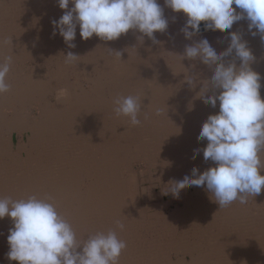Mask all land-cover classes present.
Segmentation results:
<instances>
[{
	"label": "bare ground",
	"instance_id": "obj_1",
	"mask_svg": "<svg viewBox=\"0 0 264 264\" xmlns=\"http://www.w3.org/2000/svg\"><path fill=\"white\" fill-rule=\"evenodd\" d=\"M158 3L164 7V0ZM51 4L53 0H0V31L15 32L0 38V63L12 57L6 77L10 89L0 93V198L50 197L78 241L115 230L122 240H143L142 254L159 255L157 264H183L166 259L172 250L190 256L184 264H264V226L255 222L264 212L257 217L250 211L264 209V189L246 204L235 201L221 209L206 186L186 188L179 199L163 194L171 181L191 175L193 167L200 172L215 167L203 158L207 141L197 139L208 116L219 113L218 103L212 108L199 97L211 69L198 60L181 61L186 44L172 32H156L155 44L146 36L141 42L134 30L115 41L93 35L69 48L58 30L53 36V24L45 18ZM169 10L164 7V15L172 20ZM77 29L74 41L83 40ZM215 41L211 45L219 54L228 47V34ZM68 52L80 57L67 64ZM162 53L172 68L166 70L169 62L159 61ZM36 57L43 66L24 70L25 62ZM192 61L197 67L190 66ZM49 63L53 69L46 74L41 69ZM251 67L264 75V59ZM187 75L196 77L195 88ZM80 78L90 83L89 90ZM118 95L140 97V125L116 116L113 99ZM32 109L39 118L30 115ZM16 135L21 139L16 141ZM197 148L201 152L193 159ZM133 161L148 170L140 176L153 189L149 205L137 184L139 174L131 170ZM170 206L168 214L161 211ZM153 211L162 213L151 218ZM11 227L9 217L0 219V264H18L6 256ZM246 237L253 243L245 245ZM124 252H131L130 244ZM132 256H120L118 264H130Z\"/></svg>",
	"mask_w": 264,
	"mask_h": 264
},
{
	"label": "clouds",
	"instance_id": "obj_2",
	"mask_svg": "<svg viewBox=\"0 0 264 264\" xmlns=\"http://www.w3.org/2000/svg\"><path fill=\"white\" fill-rule=\"evenodd\" d=\"M73 7L69 8V4ZM60 9L67 10L53 20V36L63 37L69 48H75L77 25L80 36L88 40L93 35L104 41H115L129 30L138 31L141 42L146 36L159 43L155 33L167 32L169 20L164 7L186 17L180 29L185 39L191 40L201 31L228 33V47L219 54L207 38L185 45V58L200 61L212 71L210 79L204 80L199 92L204 103L212 108L219 104V113L209 115L202 124L198 141H207L202 149L205 161L215 167L200 172L191 169V175L169 183L163 194L169 193L179 199L180 192L189 187H205L215 197L220 209L235 201L246 204L249 196H258L264 189V99L261 98V74L253 70L255 62L249 43L243 33L229 31L233 25L247 21V32L260 37L264 44V0H57ZM239 10V11H237ZM175 20V17H173ZM255 29V31H254ZM121 57L119 51H111ZM78 55L68 52L65 63L77 61ZM12 57L0 63V93L9 91L6 77ZM187 83L195 88L196 77L187 75ZM211 92V95H206ZM141 99L138 95H118L113 99L116 116H124L133 126L141 124ZM162 110L157 109V114ZM201 152L193 150V159ZM51 198L13 200L0 198V219L9 217L6 253L10 261L18 264H118L126 249V241L115 230L97 232L80 242L70 223L58 213ZM116 226L123 229L119 220Z\"/></svg>",
	"mask_w": 264,
	"mask_h": 264
},
{
	"label": "rangeland",
	"instance_id": "obj_3",
	"mask_svg": "<svg viewBox=\"0 0 264 264\" xmlns=\"http://www.w3.org/2000/svg\"><path fill=\"white\" fill-rule=\"evenodd\" d=\"M55 1V2H54ZM55 5V6H54ZM58 6V4H57V0H53V4H51V6H49L50 8L48 9V11L46 12V19L48 20V23H50V24H52L51 22L53 21V20H59V18L64 14V12L65 11H67V10H64V9H61L60 10V8H59V6ZM71 7H73V5L70 3L69 4V8H71ZM55 11H54V10ZM52 11V12H51ZM63 13H62V12ZM170 12L168 13V14H170V16H171V14H173V11L172 10H169ZM237 11H239V10H237ZM48 12H50V13H48ZM58 13V14H57ZM53 15V16H52ZM55 15V16H54ZM172 16H174L175 17V20H173V17ZM171 16V18H172V20H169V26H168V29H167V32H165L164 34H169L170 32H172V33H175V34H177L178 36H179V38H180V40H181V42L182 43H184V44H186V45H188V44H191V43H193L194 41H198V40H200V38H207L208 40H209V42L211 43V42H213V43H216V41L215 40H219V39H221V37H222V35H224V34H228V33H221V32H219L218 30L217 31H215V32H213V31H204V29H201V31H200V33L199 34H197L196 36H194L191 40H187V39H185V37H184V35L181 33V31H180V29L184 26V24H185V22H186V17H185V15L183 14V13H174L173 15ZM205 22H201V24H204ZM239 23V24H238ZM238 23H236V24H234L233 25V28L231 29V30H229L230 32L231 31H239V32H241V33H243V37H244V39L245 40H247L248 41V43H249V47L251 48V50H252V52H253V54H254V56L256 57V60H255V63H253L251 66H254V65H257V64H259V63H262V61H263V59H264V44H262L261 43V40H260V37H258V35L254 38V40H253V37L247 32V21H244V20H242V21H240V22H238ZM241 23V24H240ZM176 26V27H175ZM235 26V27H234ZM172 27V28H171ZM77 30H79V25H77ZM11 29V28H10ZM9 30V29H8ZM7 30V31H8ZM243 30V31H242ZM255 31V30H254ZM11 32V33H10ZM130 33H133V32H135L134 30H132V31H129ZM2 33V34H1ZM14 33L15 32H13V31H8V33H3L2 32V30L0 31V38H4V39H9L11 36L10 35H14ZM7 34V35H6ZM9 35V36H8ZM5 36V37H4ZM96 37V39H98L97 38V36H95ZM198 38V39H197ZM98 42H99V40H97ZM77 42H86V41H84V40H80V41H73V43H77ZM150 42V40H147V42L145 43V45L147 46V44ZM257 42V43H256ZM102 43V42H101ZM254 44V45H253ZM252 46V47H251ZM130 47V46H129ZM128 47V48H129ZM255 47V48H254ZM259 47V48H258ZM257 51H259L258 53H257ZM1 54V53H0ZM160 55H161V57H160ZM260 55V56H259ZM157 58L159 59V61L160 62H169V60H168V57H167V54H165V53H162V54H159L158 56H157ZM38 59V60H37ZM37 60V61H36ZM258 60V61H257ZM29 62V63H28ZM50 65H52V66H50ZM18 66H20L19 64H18ZM43 65H42V61L39 59V58H35V61L34 62H32V63H30V61H27V62H25V64H24V67H23V69L24 70H29V69H32V68H34V67H37V68H40V67H42ZM172 66H173V64H172V62H169L168 64H167V69L166 70H168V67H170V68H172ZM190 66L191 67H197V64H194L193 63V61L191 62V64H190ZM29 68V69H28ZM47 69V70H46ZM53 69V64L51 63H49L47 66H46V68L44 67V69H41L44 73H48L49 71H51ZM258 73H260L262 76H261V89H260V95H261V98L262 99H264V75L262 74L263 72H259L258 71ZM72 80V79H71ZM74 80V79H73ZM72 80V81H73ZM82 80V81H81ZM86 80V79H85ZM84 80V78H80L79 79V82H80V84L84 87V89H87V90H89L90 88V83L88 84V82H87V80L85 81ZM52 82V85H54V86H56V83H58L56 80H52L51 81ZM54 83V84H53ZM87 84V85H86ZM58 85V84H57ZM50 100H54V98L53 97H51V98H49ZM34 111V112H33ZM33 113V114H32ZM36 113V114H35ZM198 113H200V112H198ZM35 114V115H34ZM30 115H32L33 117H35L36 116V118H39V116H38V113H37V110L36 109H32V111H31V113H30ZM200 116V115H199ZM17 139L18 140H20L21 139V136L20 135H16L15 136V140L17 141ZM15 141V142H16ZM136 161V160H135ZM135 161H133V163H132V166H131V170H133L134 172H136L137 174H139L138 176H137V184L139 185V187H140V189L142 190V198H143V202L144 203H146V204H148L149 205V203L151 202V195H152V191H153V189H152V187L150 186V184H149V182H145V181H141V176H140V172H145V171H148V170H146V168H144L143 167V165L144 164H141V163H139V162H135ZM138 161V160H137ZM134 165V166H133ZM139 168V169H138ZM128 169H130L129 168V165H128ZM137 169V170H136ZM139 172V173H138ZM128 174V171H126L125 172V174L124 175H127ZM140 183V184H139ZM166 202V201H165ZM56 207V206H55ZM174 208V206H170L169 208H167V209H165V208H162L161 209V211L162 212H164V213H167L168 214V212L171 210V209H173ZM56 209H57V211H58V213H59V209H58V207H56ZM164 209V210H163ZM161 211H159V212H155V211H153L150 215H151V218H154L155 216H156V214H161L162 212ZM250 211H252L253 213H257V217L258 216H262V212H264V209L262 208V207H260V208H254V209H252V210H250ZM5 218V217H4ZM256 218V217H255ZM9 219H11V218H9ZM2 220V219H1ZM258 220V221H257ZM257 220H255V222H259L260 224H258V225H260L259 227L262 229L263 228V226H264V218H257ZM261 221V222H260ZM254 222V223H255ZM253 223V224H254ZM147 234H149V233H147ZM263 236H264V234H263ZM86 238V236L85 237H83L82 238V240L84 241V239ZM247 238V237H246ZM133 241H132V240ZM248 239V240H247ZM247 239H244L245 241V245H250V244H252L253 242V240L251 239V237H250V239L249 238H247ZM254 239V238H253ZM87 240V239H86ZM127 240V241H126ZM82 241V242H83ZM124 241H126V244L128 243V244H130V246H131V252L130 253H125L124 252V250H126L127 249V247H126V249H124L123 251H122V253H121V255L120 256H125V257H131L134 253H136V254H138V255H134V256H132V260H134V261H132L130 264H157V263H159V261H157L156 259L157 258H159V255H151V257H150V255L149 254H147V253H143L142 254V252H143V246H144V242H143V240L141 241H139V240H135L132 236H129L128 237V239H125ZM139 241V242H138ZM137 242V243H136ZM261 243L264 245V240H262L261 241ZM137 244V245H136ZM136 247V248H135ZM141 247H142V249H141ZM137 251V252H136ZM142 251V252H141ZM124 252V253H123ZM132 252H134V253H132ZM174 252V253H173ZM132 253V254H131ZM168 253V252H167ZM123 254V255H122ZM131 254V255H130ZM142 254V255H141ZM168 254H170V255H167L166 254V259H170L172 262H174V263H189L190 262V256H188V254H185L184 252H180V251H175V250H172V251H169V253ZM180 254H182V255H180ZM148 255V256H147ZM137 256V257H136ZM167 256H169V257H167ZM179 256V257H178ZM143 257H148L147 259L146 258H143ZM155 257V258H154ZM151 258V259H150ZM153 258V259H152ZM187 259V260H186ZM179 260H181V261H179ZM150 261V262H149ZM178 261V262H177Z\"/></svg>",
	"mask_w": 264,
	"mask_h": 264
},
{
	"label": "water",
	"instance_id": "obj_4",
	"mask_svg": "<svg viewBox=\"0 0 264 264\" xmlns=\"http://www.w3.org/2000/svg\"><path fill=\"white\" fill-rule=\"evenodd\" d=\"M203 25H204V24H201V29H204V28H203Z\"/></svg>",
	"mask_w": 264,
	"mask_h": 264
}]
</instances>
